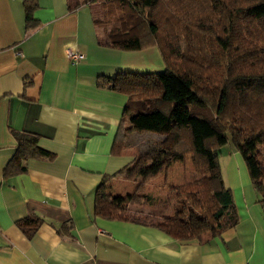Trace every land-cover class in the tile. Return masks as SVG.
I'll list each match as a JSON object with an SVG mask.
<instances>
[{
	"label": "crops",
	"instance_id": "1",
	"mask_svg": "<svg viewBox=\"0 0 264 264\" xmlns=\"http://www.w3.org/2000/svg\"><path fill=\"white\" fill-rule=\"evenodd\" d=\"M32 2L29 29L24 0H0V264H264V208L235 153L226 182L239 220L219 235L176 241L149 224L93 215L99 183L136 155L130 148L111 153L127 97L99 82L119 72L152 73L149 67L161 72L164 64L157 48L106 45L95 23L98 1ZM69 51L84 59L72 64ZM15 132L36 134L47 155L28 158L24 172L5 177ZM191 173L190 161L176 164L143 186L151 205L126 211L172 217L174 193L160 186L190 182ZM140 184L111 178L106 190L126 200Z\"/></svg>",
	"mask_w": 264,
	"mask_h": 264
},
{
	"label": "trees",
	"instance_id": "2",
	"mask_svg": "<svg viewBox=\"0 0 264 264\" xmlns=\"http://www.w3.org/2000/svg\"><path fill=\"white\" fill-rule=\"evenodd\" d=\"M96 1L95 23L106 45L125 51L157 48L164 64L161 72H119L99 82L127 97L111 153L121 155L135 130L166 135L99 183L93 215L149 224L176 241L234 227L239 218L218 157L229 141L244 159L264 208V0H82ZM34 8L32 0H24L29 29L35 25ZM13 137L17 148L5 177L24 172L28 158L47 155L37 147L36 134ZM188 161L191 181L169 187L175 194L172 217L126 214L128 205L149 199L133 194L124 200L106 192L111 178H140L144 186Z\"/></svg>",
	"mask_w": 264,
	"mask_h": 264
},
{
	"label": "rangeland",
	"instance_id": "3",
	"mask_svg": "<svg viewBox=\"0 0 264 264\" xmlns=\"http://www.w3.org/2000/svg\"><path fill=\"white\" fill-rule=\"evenodd\" d=\"M99 1L101 2L102 0H99ZM155 70H158V69H156L155 67H149L147 69V71H151V72H155ZM140 71H142V70L140 69ZM135 73H138V72H135ZM165 135H166L165 131L156 132V131H146V130H135V131L130 132L128 134L127 143H126L127 147L126 148H130L136 154L135 156H137L138 154H140L143 151H145L147 148L153 146L156 143L157 140L163 139L165 137ZM218 152H219L218 153V157H219L220 169H221V171L223 172V174L225 176V178H223V174H221L222 175V179H223L224 185L227 187L228 186V182H226V180H227V174H226L227 171L226 170H227L228 163L230 161V154L235 153L236 155H239V156H241V155L236 150V148L233 146L231 141H229L228 143H226L225 145L220 147ZM260 159H261L262 164L264 166V156L260 157ZM261 179H262V184L264 185V171H263V175H262ZM149 183H151V182H149ZM149 183H147V184H149ZM139 186H141V184L138 185V187ZM165 186L166 187L160 186L161 190L163 192H165V193H168V194L172 195L174 192H171L169 190V187H175V186H170L169 184H167V182H165ZM138 187L136 188L137 192L134 193V194L141 195V196L144 195L146 197L145 194H142L143 193L142 192L143 191V186H141L140 189ZM154 191H158V187L154 188ZM106 192L109 194V192L107 190H106ZM159 193H161V192H159ZM161 196H162V194H161ZM172 197H173V195H172ZM147 198L149 199V201L147 203L140 204V205H132V206H140L141 207V206L151 205L153 203L154 198L152 196H149ZM174 198H175V194H174ZM162 204H166V201L164 200L163 203H162V200H161L160 205H162ZM174 212L175 211H174V203H173V214H174ZM124 213L130 214L132 216L140 217V218H145V219L148 218V220H160L161 219V218L158 219V218L149 217L147 214H146L147 216L131 214L130 212H127L126 210H125Z\"/></svg>",
	"mask_w": 264,
	"mask_h": 264
},
{
	"label": "built area",
	"instance_id": "4",
	"mask_svg": "<svg viewBox=\"0 0 264 264\" xmlns=\"http://www.w3.org/2000/svg\"><path fill=\"white\" fill-rule=\"evenodd\" d=\"M67 57L74 65L78 64L81 60L84 59V55L77 51H69Z\"/></svg>",
	"mask_w": 264,
	"mask_h": 264
}]
</instances>
